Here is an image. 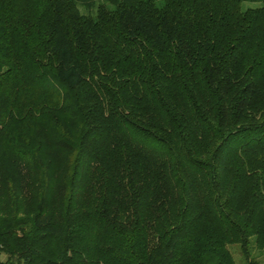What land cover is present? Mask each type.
I'll list each match as a JSON object with an SVG mask.
<instances>
[{
    "label": "trees",
    "instance_id": "obj_1",
    "mask_svg": "<svg viewBox=\"0 0 264 264\" xmlns=\"http://www.w3.org/2000/svg\"><path fill=\"white\" fill-rule=\"evenodd\" d=\"M0 264H264V0H0Z\"/></svg>",
    "mask_w": 264,
    "mask_h": 264
},
{
    "label": "rangeland",
    "instance_id": "obj_2",
    "mask_svg": "<svg viewBox=\"0 0 264 264\" xmlns=\"http://www.w3.org/2000/svg\"><path fill=\"white\" fill-rule=\"evenodd\" d=\"M251 3H244V6L246 5H250ZM80 8V6H79ZM81 9V8H80ZM233 258L235 259V261L237 263H241L242 262V257H241V254H240V249H239V246L236 245V244H231L228 246ZM250 252L252 254V256H254L259 262H262L263 258H262V255H261V252L258 250V249H255L253 246L252 248H250ZM3 258V257H2Z\"/></svg>",
    "mask_w": 264,
    "mask_h": 264
}]
</instances>
